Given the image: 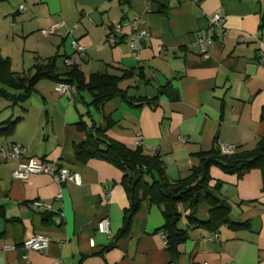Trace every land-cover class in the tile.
Instances as JSON below:
<instances>
[{
	"label": "crops",
	"instance_id": "0c3cea01",
	"mask_svg": "<svg viewBox=\"0 0 264 264\" xmlns=\"http://www.w3.org/2000/svg\"><path fill=\"white\" fill-rule=\"evenodd\" d=\"M263 10L264 0L0 2V36L19 34L25 42L34 38L40 44V50L27 51L33 56L32 65L57 56L56 65L62 67L64 57L73 54L70 45L66 48L67 40L75 39L86 47L85 59L78 66L85 79L97 72L119 77L132 70L133 75L119 86L133 98L151 99L160 87L168 86L154 107H133L116 97L99 112L86 106L91 100L88 93L60 96L50 80L37 82L35 92L18 106L9 107L0 98V128L18 119L9 136H0V148L19 145L27 157L57 164L81 178L80 185L58 184L46 175L14 179L17 162L0 157V207L4 212L0 264H264V193L259 171L238 179L211 168L212 184H221L219 195L230 207L232 222L245 227L232 230L223 226L216 232L189 229L188 239L171 257L158 232L164 222L162 210L146 202L132 217L127 234L108 248L120 232L128 208L122 172L98 159L80 164L73 156V146L85 140L76 125L90 126L93 120L103 128V115L114 123L106 133L110 139L129 149L140 146L148 155L158 154L169 180L185 178L198 162L196 154L210 150L214 143L252 149L264 137L260 119L264 28H259ZM216 13L225 19L224 30L218 31L205 58L198 39ZM133 17L142 19L140 28L148 33L138 43L139 59L127 47L128 22ZM58 24L62 26L54 37L38 35ZM118 24L117 42L108 45L104 38ZM66 31H71L70 37ZM0 54L10 61L1 48ZM138 71L144 80L138 78ZM88 110L91 118L86 116ZM58 194L60 199L55 198ZM34 201L51 208L36 209ZM208 211L206 204H200L196 218L207 220ZM181 212L184 214L183 209ZM103 219L108 222V235L97 232ZM180 226L185 227L184 219ZM36 234L50 238L48 248L44 252L24 250L22 243ZM214 235L217 238L210 240ZM9 245L14 250L4 251Z\"/></svg>",
	"mask_w": 264,
	"mask_h": 264
},
{
	"label": "trees",
	"instance_id": "16d2710c",
	"mask_svg": "<svg viewBox=\"0 0 264 264\" xmlns=\"http://www.w3.org/2000/svg\"><path fill=\"white\" fill-rule=\"evenodd\" d=\"M2 1L4 0H0ZM259 28H264V10L260 17ZM56 61L57 56L43 62L36 60L31 67L33 73L28 76L13 72L9 59L0 54V98L7 101L9 107L18 106L35 92L37 82L50 80L55 84L65 83L73 86L76 95L88 93L91 100L86 106L99 112L105 103L116 97L133 107L143 104L154 107L158 97L166 95L168 90L167 85L160 87L157 95L151 99L128 97L119 84L133 75L132 70L124 72L119 77L97 72L85 79L78 69L79 65L66 67L62 63V67H59ZM137 75L139 79L144 80L142 71H138ZM91 114L88 110L86 116L91 118ZM260 119L264 121V107L261 108ZM17 121L18 119L6 122L4 127L0 128V136H9ZM102 121L105 125L103 128L96 125L93 120L90 121V126L83 122L76 125V129L85 134V140L73 146V156L74 160L80 164H85L91 159H98L122 172L121 186L128 199V208L123 213V226L108 248L113 247L117 238L127 234L131 219L138 212L142 202L161 208L164 222L158 232L162 234L165 248L171 257L176 256L178 246L188 239L187 230L189 229L204 228L216 232L223 226L232 230L245 227L244 224L232 222L230 207L219 195L221 184L218 182L212 184L210 169L217 168L222 173L236 176L238 179L253 170L259 171L264 193V137L252 149L236 148L232 154H223L220 146L214 143L210 150L196 154L198 162L192 166L185 178L169 180L158 154L148 155L140 146L129 149L110 139L106 133L114 123L109 116L105 115L102 116ZM202 203L209 208L208 218L204 221L196 218L197 208ZM3 217L4 212L0 207V218ZM182 219L185 222L184 228L180 226Z\"/></svg>",
	"mask_w": 264,
	"mask_h": 264
},
{
	"label": "built area",
	"instance_id": "2783aa9c",
	"mask_svg": "<svg viewBox=\"0 0 264 264\" xmlns=\"http://www.w3.org/2000/svg\"><path fill=\"white\" fill-rule=\"evenodd\" d=\"M20 10L23 11L24 7L20 6ZM143 21L140 17H133L128 22L130 27V34L127 42V47L129 52L133 57L139 59V46L138 43L148 37L146 30L140 28ZM225 19L218 13L212 15L209 18L208 26L202 33V36L198 39V47L203 57H207L208 47L212 44L213 39L217 37L218 31L224 30ZM62 24L54 25L47 29L39 31V35L43 38H48L53 36L57 29L61 28ZM121 30V25H116L110 32H108L104 38L108 45H114L117 42V36ZM65 35L67 37L71 36V31H66ZM70 48L72 50V56L65 57L62 61L63 65L66 67L78 66L85 59L86 47L79 43L75 39L70 40ZM55 91L60 96H70L75 95V88L71 85L65 83H56ZM220 150L223 154H232L235 152V147L220 146ZM0 157L2 161L8 159L15 160L17 162V168L12 173V177L18 180H26L32 175H46L51 177L56 183L61 184L64 182H72L75 185H80L81 178L76 172H72L62 166L57 164H47L43 161L35 160L34 158L27 157L25 155V149L19 145H10L8 148H0ZM108 196L107 194L105 195ZM56 199H60L61 195L58 194ZM33 207L41 210H50V205L45 203L34 201ZM97 232L99 234H109V227L107 220L103 219L97 224ZM217 235L210 240L216 239ZM50 238L45 235L36 234L33 237L25 240L22 243V248L26 251L34 252H44L49 244ZM93 240L89 241V245L93 247ZM15 246H5L4 251L14 250Z\"/></svg>",
	"mask_w": 264,
	"mask_h": 264
},
{
	"label": "rangeland",
	"instance_id": "374dc122",
	"mask_svg": "<svg viewBox=\"0 0 264 264\" xmlns=\"http://www.w3.org/2000/svg\"><path fill=\"white\" fill-rule=\"evenodd\" d=\"M69 4H70V1H69ZM69 30H71V29H69ZM36 33L37 32H34L32 34L35 35ZM57 33H55V34H57ZM30 35L31 34H29L27 37H29ZM38 35H39V32H38ZM52 37H54V36H52ZM25 40L26 39H23V37L20 38L19 34L15 35V36L11 35L10 37H7V38L0 36V48L2 49L3 54L10 57L11 69L13 72L25 74V75L27 74L28 76H31L33 73V70L31 68L33 66L32 65L33 64V62H32L33 56L31 53H29L27 51H29V50H40L39 46H38L40 44L36 43L34 38H29V39H27L26 42H25ZM69 45H70V39L67 40V45H66L67 49H68ZM37 47H38V49H36ZM23 49L25 50V52H23Z\"/></svg>",
	"mask_w": 264,
	"mask_h": 264
}]
</instances>
